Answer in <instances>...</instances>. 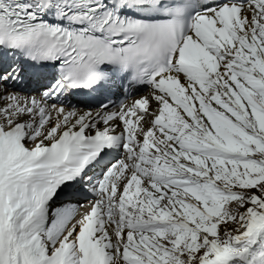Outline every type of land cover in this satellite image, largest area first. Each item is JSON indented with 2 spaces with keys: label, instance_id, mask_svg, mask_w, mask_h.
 I'll return each instance as SVG.
<instances>
[{
  "label": "snow or ice",
  "instance_id": "obj_1",
  "mask_svg": "<svg viewBox=\"0 0 264 264\" xmlns=\"http://www.w3.org/2000/svg\"><path fill=\"white\" fill-rule=\"evenodd\" d=\"M0 264H264V0H0Z\"/></svg>",
  "mask_w": 264,
  "mask_h": 264
}]
</instances>
